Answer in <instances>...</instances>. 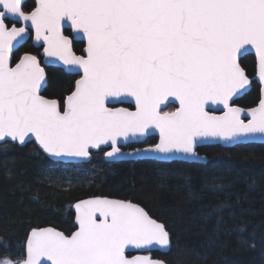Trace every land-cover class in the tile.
<instances>
[{
	"label": "snow or ice",
	"instance_id": "6c2138e0",
	"mask_svg": "<svg viewBox=\"0 0 264 264\" xmlns=\"http://www.w3.org/2000/svg\"><path fill=\"white\" fill-rule=\"evenodd\" d=\"M249 48L264 85V0H38L31 10L0 0V141L34 137L53 158H119L127 142L155 129L158 142L128 155L198 161L208 139L264 138V87L256 107L237 106L252 84L240 62ZM41 57L79 77L66 95L41 94ZM130 98L134 111L115 107ZM174 101L176 110L165 111ZM74 208L77 230L33 228L24 255L0 264H164L130 255L172 244L144 207L95 196Z\"/></svg>",
	"mask_w": 264,
	"mask_h": 264
},
{
	"label": "trees",
	"instance_id": "16d2710c",
	"mask_svg": "<svg viewBox=\"0 0 264 264\" xmlns=\"http://www.w3.org/2000/svg\"><path fill=\"white\" fill-rule=\"evenodd\" d=\"M24 4L30 10L34 1ZM240 62L251 78L256 71L254 56L245 54ZM56 68L46 69L47 91L42 94L50 98L66 95L74 82ZM259 95L260 86L252 80L237 104L253 106ZM198 151L206 156L205 163L153 159L113 163L93 152L88 163L64 164L49 159L33 141L23 146L1 143L0 257H22L26 233L34 226L50 224L69 233L75 227L72 202L102 195L135 201L166 224L171 247L152 255L167 264H264V143L209 144ZM64 165L83 166L91 176L68 186L44 177L51 166Z\"/></svg>",
	"mask_w": 264,
	"mask_h": 264
},
{
	"label": "water",
	"instance_id": "95a60500",
	"mask_svg": "<svg viewBox=\"0 0 264 264\" xmlns=\"http://www.w3.org/2000/svg\"><path fill=\"white\" fill-rule=\"evenodd\" d=\"M23 2H25V0H23ZM38 2V0H34V3L36 4ZM35 6V5H34ZM34 8V7H33ZM65 29H67V24H65ZM32 41V44L33 45H35L36 44V42H35V40L33 39V40H31ZM24 43V41H20V44H23ZM16 47L17 48H19L20 47V45L19 44H17L16 45ZM84 48H86V42H84V47H83V49ZM40 51H42V49H40ZM82 52H83V50H82ZM23 54V53H22ZM21 54V55H22ZM84 54V53H83ZM246 54H252L253 56H254V58H255V63H256V65H257V61H256V55H255V50L254 49H251V48H249V51H248V53H246ZM243 57V56H242ZM241 59V58H240ZM42 64H41V66L42 67H44V66H55V67H61V65H59L58 63L57 64H53V63H51L47 58H43L42 57ZM16 62H18V60L16 61ZM14 64H15V62L13 63V66H14ZM79 78V77H78ZM77 78V79H78ZM250 78V77H249ZM250 80L252 81V80H255L258 84H259V86H260V95H261V88L262 87H264V85H262L260 82H259V80H258V77H257V71H255V74L250 78ZM250 88H251V86H250ZM250 88H249V90H250ZM248 90V91H249ZM42 94V93H41ZM43 95V94H42ZM260 95H259V98H260ZM47 97V96H46ZM170 99H172V98H170ZM258 102H259V100H258ZM258 102L255 104V105H253V106H250V107H256L257 105H258ZM124 104H131L132 106H133V108L131 109V108H129V107H126V106H124L123 104H117V105H115V107H124V108H128L129 109V111H134L135 110V104H134V100H131V98H130V102H126V103H124ZM172 104H174L175 106H177L178 107V101H174ZM111 106V105H110ZM237 106H240V105H238L237 104ZM240 107H243V106H240ZM250 107H244V108H250ZM213 108H214V113L213 114H215V115H222V113H223V107L222 106H213ZM176 110V109H175ZM175 110H173V111H175ZM250 118V117H249ZM152 131V134L151 135H149V136H156L157 137V142L159 141V132H158V130H151ZM149 136H146V137H138V138H134L132 141H130V142H127V143H131V142H141V141H143L145 138H147V137H149ZM7 141H9V142H12V141H10V140H7ZM7 141H0V144L1 143H4V142H7ZM30 141H33L34 143H35V145L37 146V148L45 155V156H47L49 159H51L52 161H55V162H62V163H86V162H88L90 159H87V160H82V159H78V158H64V159H60V158H53V157H51L49 154H47V153H45L40 147H39V145L37 144V142L35 141V138L34 137H31V138H26V142L23 144V145H25L27 142H30ZM249 142H256V143H264V138H262V137H260V136H255V137H243V138H240L239 139V141L238 142H233V143H225L224 141H217V140H214V139H208V140H206V141H204V142H202V143H200L198 146H202V145H207V144H219V145H221V146H224V147H229V146H233V145H235V144H240V143H249ZM12 143H16L17 145H19V146H23V145H21V144H19V143H17V142H12ZM197 146V147H198ZM148 146H145V147H141V148H137V149H143V148H147ZM135 150V149H134ZM134 150H129V151H123V153H124V155H122V156H120L119 158H107V157H105L104 156V158H105V160H107V161H113V160H115V161H118V160H131V159H133V160H136V159H154V158H150V157H146V156H143V155H139V156H130V155H128V153H131V152H133ZM93 152H95V151H93ZM199 156L202 158L201 160H198V161H188V162H200V163H205L206 161H207V158H206V156L205 155H201V154H199ZM154 160H158V159H154ZM172 160H182V159H172ZM158 161H171V160H158ZM183 161H185V160H183ZM95 196H102V195H91V196H87V197H83V198H80V199H77V200H75V201H73L72 202V204H71V209H72V212H73V222H74V224H75V229L73 230V231H75V230H77V225H76V220H75V216H76V211H75V208H74V205L77 203V202H79V201H81V200H86V199H90V198H92V197H95ZM102 197H107V198H109V199H118V200H126V199H121V198H116V197H110V196H102ZM126 201H130V200H126ZM132 203H136V202H133V201H131ZM138 204V203H137ZM140 205V204H139ZM140 206H142V205H140ZM143 207V206H142ZM154 218V217H153ZM156 219V218H155ZM161 222V221H160ZM33 228H55L56 230H58V231H61L60 229H58L57 227H55V226H53V225H50V224H48V225H43V226H34V227H32L31 229H29V231L27 232V236H26V239H25V244H24V253H25V247H26V241H27V238H28V236L30 235V233H31V230L33 229ZM72 231V232H73ZM63 232V231H62ZM71 232V233H72ZM65 233V232H64ZM70 233V234H71ZM70 234H68V235H70ZM67 235V234H66ZM170 248H167V249H163V248H159V247H156V248H154L153 249V251H160V252H163V253H165V252H167L168 250H169ZM152 251V252H153ZM152 252L151 253H137V252H135V251H133V252H131V253H133L132 255H137V254H150L152 257H153V255H152ZM153 258H155V259H159V260H161V261H163L164 262V264H167L163 259H161V258H156V257H153Z\"/></svg>",
	"mask_w": 264,
	"mask_h": 264
},
{
	"label": "rangeland",
	"instance_id": "374dc122",
	"mask_svg": "<svg viewBox=\"0 0 264 264\" xmlns=\"http://www.w3.org/2000/svg\"><path fill=\"white\" fill-rule=\"evenodd\" d=\"M90 176L91 172L79 165L51 166L44 175V177H48L55 184L65 186L87 181Z\"/></svg>",
	"mask_w": 264,
	"mask_h": 264
},
{
	"label": "flooded vegetation",
	"instance_id": "af4514ba",
	"mask_svg": "<svg viewBox=\"0 0 264 264\" xmlns=\"http://www.w3.org/2000/svg\"><path fill=\"white\" fill-rule=\"evenodd\" d=\"M34 1V0H33ZM34 5H35V3H34ZM34 7V6H33ZM32 7V8H33ZM31 8V9H32ZM30 9V10H31ZM65 30H67V29H65ZM31 43H32V41H31ZM33 45V44H32ZM83 47H84V43L82 44V46H81V48H80V51H77V54L78 55H82L83 54V52H82V50H83ZM36 49V48H35ZM37 50V49H36ZM23 52H21L20 53V55L22 54ZM35 54V53H34ZM19 55V56H20ZM41 59H42V57H41ZM17 61V59L14 61L13 60V63L14 62H16ZM47 67H50V66H44V68H45V71H46V69H47ZM52 67H55V66H52ZM78 78V76L77 77H74V82H75V79H77ZM74 82H73V86H74ZM124 106H126V107H129V108H133V106L131 105V104H123ZM177 108V106H175L174 104H169V106L167 107V108H165L164 110L165 111H173V110H175ZM157 137L156 136H149V137H147V138H145L143 141H141V142H131L130 143V146H124L123 148H122V150L123 151H129V150H134V149H137V148H141V147H145V146H149L150 144H153V143H156L157 142ZM207 145H209V144H207ZM202 146H204V145H202ZM202 146H198L197 147V153L198 154H201V155H204V154H202L200 151H198V149L200 148V147H202ZM96 153H97V151H95ZM98 153H100V157H102L104 160H105V158H104V154H103V152H98ZM91 158H92V156H91ZM91 158H90V160H91ZM90 160L88 161V162H90ZM136 160H139V159H136ZM136 160H133V159H131V160H118V161H136ZM154 160V159H153ZM105 161H107V160H105ZM118 161H115V160H113V161H107V162H118ZM155 161H158V160H155ZM172 161V160H171ZM178 161H183V160H178ZM88 162H86V163H88ZM158 162H169V161H158ZM185 162H188V161H185ZM111 197V196H110ZM116 198H119V197H116ZM121 199H124V198H121ZM126 200H129V199H126ZM130 201H132V200H130ZM133 202H135V201H133ZM137 203V202H136ZM139 204V203H138ZM75 229V227L69 232V233H65V234H70L73 230ZM26 236H27V233H26ZM26 239V238H25ZM24 244H25V241H24ZM133 253H130V255H132ZM23 255H24V253H23Z\"/></svg>",
	"mask_w": 264,
	"mask_h": 264
}]
</instances>
